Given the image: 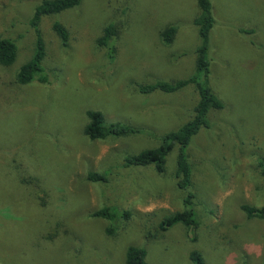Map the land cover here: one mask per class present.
I'll return each mask as SVG.
<instances>
[{"label": "rangeland", "instance_id": "rangeland-1", "mask_svg": "<svg viewBox=\"0 0 264 264\" xmlns=\"http://www.w3.org/2000/svg\"><path fill=\"white\" fill-rule=\"evenodd\" d=\"M41 2L0 0V37L19 45L14 65L0 67V82H12L32 58L30 20ZM211 2L208 84L224 109L209 113L210 126L188 148L198 228L159 230L185 209L178 146L163 174L123 167L125 156L159 147L195 116L196 86L172 94L139 87L196 73L198 0H83L41 22L49 83L0 92V264H125L130 246L144 248L149 264H195L193 253L203 264H264V218L244 209H264V0ZM114 20L120 36L110 61L97 40ZM57 21L69 32L67 46L53 30ZM169 26L178 33L166 45L161 33ZM90 110L141 133L90 140ZM91 172L107 174L106 183L88 180ZM105 206L130 216L92 217ZM58 224L68 235L48 241L44 234Z\"/></svg>", "mask_w": 264, "mask_h": 264}, {"label": "trees", "instance_id": "trees-1", "mask_svg": "<svg viewBox=\"0 0 264 264\" xmlns=\"http://www.w3.org/2000/svg\"><path fill=\"white\" fill-rule=\"evenodd\" d=\"M83 0H42L36 7L30 25L36 34L35 50L32 58L25 63L18 71L16 78L10 83L0 82L1 94H8L17 88L28 86L34 82L42 84L49 83V77L45 68L47 45L40 31L42 20L48 16L59 15L63 12L79 8ZM199 13L195 19V25L198 28L202 44L199 47L196 61V73L187 80L174 82L159 81L154 84L139 87V91L143 94H151L161 92L172 94L182 90L183 88L194 85L200 95V101L195 108V116L191 121L185 124L178 131L170 132L161 140V145L155 149L144 150L136 155L125 156L123 158V167H148L154 166L158 173L163 174L166 171L167 157L171 151L178 146V158L176 169L177 186L180 190L187 191L184 197L185 209L173 215L166 217L159 225V230L167 232L176 224H183L189 229H197L200 224L199 215L195 209L193 192L194 169L190 161L188 148L195 136L198 135L202 128L210 126L209 113L211 111H220L224 109V103L212 91L209 86V66L210 62L207 55L210 47V33L214 27L215 19L213 16V4L211 0H198ZM53 30L61 39L64 46L69 44V32L59 21L53 25ZM178 33L176 26L167 27L162 33L164 44L170 45L174 42ZM120 36L117 21H109L103 28L100 37L97 40V47L106 50L107 58L111 61L117 56L116 40ZM19 45L16 40L8 37H0V67L9 68L17 60ZM16 88V89H15ZM19 96V94H17ZM6 97V96H4ZM87 116L90 120L85 130V135L93 141L127 138L141 131L123 123H107L104 115L99 111H88ZM264 168V161L261 162ZM91 182L106 183L107 174H99L91 172L88 175ZM43 191V188H39ZM42 193V192H41ZM49 197V196H48ZM49 199V198H48ZM46 198L44 207H48L50 200ZM249 217L264 218V209L257 210L250 207L244 208ZM130 212L120 211L117 208L105 206L94 212L92 217L101 218L111 223H115L120 219H128ZM63 224H60V227ZM64 227V226H63ZM58 226L44 234L48 241H55L62 235H68ZM62 231V232H61ZM109 234H113L112 228L108 229ZM147 251L144 248L130 246L126 252L125 264H149L147 261ZM191 259L195 264H203V260L198 253H193Z\"/></svg>", "mask_w": 264, "mask_h": 264}]
</instances>
